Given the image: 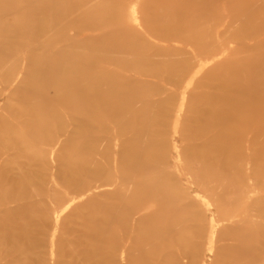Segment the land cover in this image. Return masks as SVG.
<instances>
[{"label": "bare ground", "instance_id": "1", "mask_svg": "<svg viewBox=\"0 0 264 264\" xmlns=\"http://www.w3.org/2000/svg\"><path fill=\"white\" fill-rule=\"evenodd\" d=\"M0 264H264V0H0Z\"/></svg>", "mask_w": 264, "mask_h": 264}, {"label": "rangeland", "instance_id": "2", "mask_svg": "<svg viewBox=\"0 0 264 264\" xmlns=\"http://www.w3.org/2000/svg\"><path fill=\"white\" fill-rule=\"evenodd\" d=\"M246 42H247V40H246ZM249 182L252 183V181H248V183ZM253 214H255V216H259L258 214H260V213L256 211V212H253Z\"/></svg>", "mask_w": 264, "mask_h": 264}]
</instances>
